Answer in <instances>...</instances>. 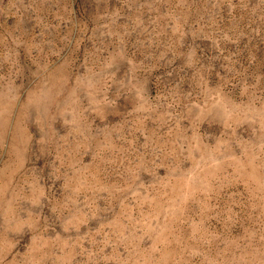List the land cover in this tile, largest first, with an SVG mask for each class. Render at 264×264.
<instances>
[{"label": "rangeland", "instance_id": "1", "mask_svg": "<svg viewBox=\"0 0 264 264\" xmlns=\"http://www.w3.org/2000/svg\"><path fill=\"white\" fill-rule=\"evenodd\" d=\"M0 264H264V0H0Z\"/></svg>", "mask_w": 264, "mask_h": 264}]
</instances>
